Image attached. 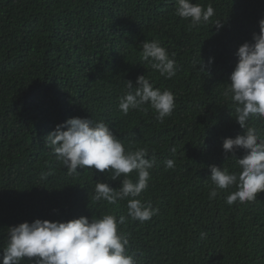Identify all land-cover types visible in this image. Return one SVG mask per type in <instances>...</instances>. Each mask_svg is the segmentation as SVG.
<instances>
[{
    "label": "trees",
    "instance_id": "16d2710c",
    "mask_svg": "<svg viewBox=\"0 0 264 264\" xmlns=\"http://www.w3.org/2000/svg\"><path fill=\"white\" fill-rule=\"evenodd\" d=\"M192 2L210 3L213 17L190 26L176 14V0H0V246L7 228L25 221L127 216L126 199H93L96 180L118 189L123 174L120 180L94 168L69 174L44 144L56 125L80 117L102 119L126 150L147 148L156 158L136 199L158 213L119 226L138 264H264V192L228 205L226 196L236 190L230 187L209 199L216 187L209 166L238 172L236 159L244 155L236 149L225 160L223 139L244 130L224 92L264 0ZM145 40L160 41L175 60L174 77L142 59ZM210 57L214 62L200 71ZM140 75L174 94L176 108L163 122L150 104L127 115L118 108L126 81L135 85ZM248 123L264 133V119ZM167 159L174 168H166ZM42 172L50 173L46 180ZM129 176L135 182V171Z\"/></svg>",
    "mask_w": 264,
    "mask_h": 264
},
{
    "label": "clouds",
    "instance_id": "9594fccd",
    "mask_svg": "<svg viewBox=\"0 0 264 264\" xmlns=\"http://www.w3.org/2000/svg\"><path fill=\"white\" fill-rule=\"evenodd\" d=\"M176 4V14L190 19V26L208 22L215 13L210 3L205 7L192 0H176ZM215 26L219 31L223 24L217 21ZM248 35L252 39L238 47L235 53L238 60L224 92L235 106L236 123L244 131L235 138H224L222 143L225 160L233 157L236 149H243L244 155L236 159L238 172L209 166V178L216 186L209 199L217 196V189L235 187L236 190L225 198L228 205L255 201L258 193L264 192V133H259L248 123L253 116L264 119V9ZM142 49V59L149 61L161 76L171 79L179 72L180 68L177 69L175 60L169 57L160 41L145 40ZM213 62V57L207 65L202 61L199 70L205 72ZM118 99V108L124 115L130 110H144L143 106L150 104L160 122L176 108L174 94L170 90L154 88L145 75L138 76L135 85L126 81V91ZM44 144L52 149L69 174L78 173V168L108 170L112 180H120L123 174L118 189L96 180L93 199L108 204L126 199L127 216L117 218L106 213L63 222L38 218L31 223L25 221L10 226L0 246V264H22L25 258L32 264H138L136 253L126 252L128 235L119 226L129 217L143 223L158 213L150 202L144 204L136 199L148 188L150 170L156 165L155 156L149 157L147 148L126 150L102 119L69 118L48 133ZM164 164L168 169L175 167L173 159L165 160ZM133 171L135 182L129 176ZM48 175L50 173L42 172L41 179L46 180Z\"/></svg>",
    "mask_w": 264,
    "mask_h": 264
}]
</instances>
